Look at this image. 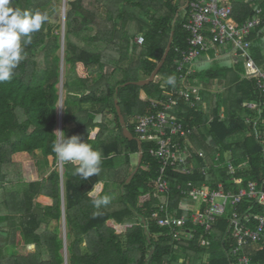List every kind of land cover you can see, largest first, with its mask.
Wrapping results in <instances>:
<instances>
[{
    "label": "trees",
    "instance_id": "obj_1",
    "mask_svg": "<svg viewBox=\"0 0 264 264\" xmlns=\"http://www.w3.org/2000/svg\"><path fill=\"white\" fill-rule=\"evenodd\" d=\"M188 1L183 6L178 0L68 2L63 35L66 74L62 84V122H74L75 127H63V137L77 135L86 140L93 127L98 126L95 138L88 142L102 154L104 177L93 175L85 180L75 174L77 165L63 162L64 211L61 176L55 169L57 157L52 150L53 144L58 143L53 129L60 100L57 85L61 76V25L56 17V21L48 20L39 32L32 34V43L25 47L12 79L0 83V206L4 208V213H0V264H63V240L55 228L62 217L68 239V264L233 263L228 216L219 218L209 234L196 227L192 237L181 234L178 239L166 227L148 220L150 211L166 201L172 215L189 212L192 205L182 204L177 189L189 180L198 185L206 181L211 186L222 180L230 188L228 164L246 162L249 167L243 166L239 174L245 179L259 180L264 172L262 145L255 136V127L247 124L243 114L255 118L257 111L242 107V102L249 101L260 108L261 98L255 81L243 76L240 60L234 59L230 67H209L210 70L198 71L189 78V85L196 77L207 82L218 79L222 85L214 94L199 85L200 99H193V105L173 95L171 87L153 81L155 75L163 79L175 75L179 51L186 47L187 34L182 22ZM50 2L12 0V6L44 12ZM232 6L233 17L239 24L254 14L255 7L264 11V1L255 4L251 0H232ZM261 29L252 31L248 38L251 56L264 70ZM139 35L144 37L142 44L135 41ZM228 74L231 76L223 77ZM140 91H144L146 99L140 98ZM169 95L176 103L177 120L192 131L189 139L206 154L211 169L209 175L198 171L187 175L178 167H167L164 177L169 182V192L165 194L154 188L160 168L149 153L154 143L140 142L133 126L136 117L155 111L152 100H164ZM105 111L113 115L112 120L106 119ZM263 118L264 112L260 118L258 115L256 129H264ZM180 144L187 142L181 140ZM34 151L39 152L42 160L32 164L12 161L17 152ZM131 153L139 154L133 168ZM42 167L47 171L41 175ZM101 181L103 189L96 198L106 195L109 203L97 209L90 193ZM146 192L150 194L149 200L138 205L139 196ZM40 195L51 198L52 204L37 201ZM109 220L131 226L116 233L107 224ZM190 226L187 220L183 230ZM204 238L209 245L201 244ZM21 246L26 251L22 252ZM17 248L20 250L13 253ZM252 258L258 259L260 255L254 254Z\"/></svg>",
    "mask_w": 264,
    "mask_h": 264
},
{
    "label": "built area",
    "instance_id": "obj_2",
    "mask_svg": "<svg viewBox=\"0 0 264 264\" xmlns=\"http://www.w3.org/2000/svg\"><path fill=\"white\" fill-rule=\"evenodd\" d=\"M243 1L247 3L249 0ZM263 13V9L257 6L254 8V14L239 24L233 17L232 0H189L182 22V28L187 34L186 47L179 51L175 75L172 77L173 83H168L166 78L163 84L165 87H171L173 95L180 96L189 105H193V99H200L199 87L195 84L189 85V78H193L196 72L192 68L196 60L210 62L222 54H229L232 58L240 60L243 65V76L255 81L261 98L260 108L255 102L249 101L242 102V107L257 111L255 118L250 119L248 114L244 117L247 124L252 123L255 127V136L262 145L264 164V129H256L258 115L260 118L264 112V70L253 60L250 53L251 41L248 38L251 32L259 27H262L264 35ZM135 41L142 44L144 37L139 35ZM158 76L155 75L154 78H161ZM154 78V82H158ZM185 84L187 86H184ZM175 105L171 95L164 100H152L151 106L155 111L136 117L133 126L136 138L140 142L154 143L149 148V153L160 165L154 188L165 194L169 192V182L164 177L167 167H178L187 175L195 171L209 175L211 169L206 154L191 145L189 137L192 131L185 129L177 120L174 114ZM221 116L223 117V114ZM261 122L264 124V118ZM95 133L94 130L90 131V136L94 138ZM181 140L188 143L182 146ZM218 155L217 153L216 156ZM199 160L202 164H198ZM243 166L249 167L246 162L228 164L226 173L230 188H226L222 180H216L214 186L206 181L198 185L191 180L178 185L182 204L192 205L189 212L178 216L172 215L166 201L150 211L148 220L155 221L160 227H166L169 233L178 239L181 234L192 237L196 227L209 234L219 218L228 216L227 233H230L233 243L230 249L234 257L232 264H264V172L259 180L245 179L239 175ZM56 167L61 172L63 162L60 161L59 164L56 162ZM141 197L144 199L140 206L149 200L150 194L146 192ZM243 203L247 205L243 207ZM187 220L191 226L186 231L183 230V226ZM129 226L131 224H125V228ZM201 244L209 245V241L204 238ZM254 254H259L260 258L253 259Z\"/></svg>",
    "mask_w": 264,
    "mask_h": 264
},
{
    "label": "clouds",
    "instance_id": "obj_3",
    "mask_svg": "<svg viewBox=\"0 0 264 264\" xmlns=\"http://www.w3.org/2000/svg\"><path fill=\"white\" fill-rule=\"evenodd\" d=\"M48 19L46 12L13 7L12 0H0V83L12 79L14 70L23 59L25 47L32 43V34L39 32ZM173 79L169 77L167 82L171 84ZM91 139L89 134L86 140L77 135H65L52 146L57 159L77 165L75 174L85 180L100 175L102 171V154L88 142ZM108 203L106 195L93 197V206L97 209Z\"/></svg>",
    "mask_w": 264,
    "mask_h": 264
},
{
    "label": "rangeland",
    "instance_id": "obj_4",
    "mask_svg": "<svg viewBox=\"0 0 264 264\" xmlns=\"http://www.w3.org/2000/svg\"><path fill=\"white\" fill-rule=\"evenodd\" d=\"M70 1H74V0H59V3L57 1H55V0H51L50 4L48 6H46L44 8V10H43L44 12L47 13V15L49 17L48 20H49L50 23H53L54 19L57 17V21L61 25V28L58 30V32L60 33V43H61V46H62L61 50H58V54L60 55L61 58H63V55H64L63 50L65 49V46H64L65 45V40L63 38V35H64V32H65V17H66V11H67V8H68L67 5H68V2H70ZM178 3H179L180 6H183L186 3V0H178ZM62 10L64 11V14L62 13ZM102 12L103 11L101 10V13ZM180 14H181V16L184 14V7H181ZM55 21H56V19H55ZM135 27L136 26H134L133 30L137 31L138 28H135ZM234 59H236V58H232V56H230L229 54H222L219 58H217L216 60H214L212 62H206L203 59H198L192 64V68L195 71L198 72V71H201V70L209 69V67L210 68L214 67L215 65H218L220 68L230 67L232 65V61ZM60 67H61L60 68L61 79H60V83L57 85L58 94H59L60 100L57 103V107H56V120L57 121H56V125H55V127L53 129V131L55 133H58V142L60 141V131L62 129V117H63V110H64L63 102L65 100V90L63 89L62 84L64 82V76L66 74V66H65V64H64L62 59L60 61ZM230 76H231V74H228V75H225L223 77L227 78V77H230ZM158 77H161V76L159 75ZM154 79L156 81L160 82L163 86H165L163 84L165 80L162 77L161 78H154ZM193 80L191 81V83H193V84H195L197 86L203 84L205 86V88L208 89V93L209 94H214V92H217L218 90H220L222 88V85L220 84L218 79H216V80L214 79L212 81L207 82V81H203V79H200L199 77L197 79V77H196ZM224 83H226L225 79H224ZM142 98L146 99L147 96L143 95ZM105 114H106V119L107 120H112L113 119V115L110 114L108 111H105ZM243 114L246 115L248 113L244 112ZM249 117H250V119H252L251 116H249ZM186 142L188 143V141H186ZM192 144L193 143H191V145ZM14 155H12V160L17 161L19 163H21V162L23 163L24 162V164L25 163L26 164H30V163L32 164L33 161L42 160V157H41V155L39 154L38 151H34V153H27V154H23V155L22 154H19V155L14 154ZM129 159H130V165L133 168V167H135L138 164L139 154L138 153H131V154H129ZM57 163L59 164L60 160H57ZM55 169L59 172V174L61 176V178H60V187H61V191H62V188H64V186H63L64 179L62 177L63 170L60 172L57 167ZM41 170H40V173L42 175V174H44V169L41 168ZM102 174H103V177H104L103 171H101L100 175H102ZM27 176L29 177L31 175H27ZM97 187H98L97 185L94 187V190H93L94 193H91L92 197L96 193L95 191H98L100 189V187L98 189H97ZM63 194H64V192H63ZM140 196L138 198V205H140L142 203L143 199H144V197L140 198ZM36 200L39 201L42 204L45 203V202H43L44 201L43 198H40V199L36 198ZM61 209L63 210L64 207L61 206ZM0 213H4V208H2L1 206H0ZM107 224L112 226V227H114L116 233H121L122 231L125 230V224L116 225V223L113 220H109L107 222ZM55 228L56 229L58 228L59 236L63 240L64 247L60 250L61 254L63 255V258H64V263L63 264H68L69 254H68V252L66 250V246L68 244V239L66 238V226H65L63 217L61 218V221L58 223V225H56ZM20 248H21L22 252L26 251L25 247L21 246ZM19 250L20 249H18V248L17 249H13V253H17V251H19Z\"/></svg>",
    "mask_w": 264,
    "mask_h": 264
},
{
    "label": "crops",
    "instance_id": "obj_5",
    "mask_svg": "<svg viewBox=\"0 0 264 264\" xmlns=\"http://www.w3.org/2000/svg\"><path fill=\"white\" fill-rule=\"evenodd\" d=\"M261 1H264V0H251V2L253 3H255V4H257V3H259V2H261ZM197 72V71H196ZM196 72H195V74H196ZM143 95H145L146 96V94L144 93V91H140V98L141 99H143L142 98V96ZM99 119H100V115L99 116H97L96 117V119H95V121L98 123L99 122ZM63 127H65V129H71V128H73V127H75V123L74 122H69V123H67V124H63V122H62V128ZM92 130H94V132H96L95 133V136H96V134L98 133V131H99V127L97 126V127H93V129ZM57 134V140H58V133H56ZM95 136H94V138H95ZM63 138V131H62V129H61V131H60V140ZM94 138H92V139H94ZM15 154H17V155H19V154H27L26 152H17V153H15ZM14 155V154H13ZM15 156V155H14ZM13 162H17V161H14V160H12ZM19 163V162H18ZM24 163V162H23ZM20 164H22V162L20 163ZM43 169H44V173H46V168H44V167H42ZM42 171V170H41ZM63 180V179H62ZM63 186H64V183H63ZM97 189L100 187V189H102L103 188V181H101V182H99L98 184H97ZM63 192H64V188H62V191H61V200L63 201V198H64V194H63ZM96 193L95 194H99L100 192L99 191H95ZM94 193V192H93ZM94 194V195H95ZM96 195V196H97ZM63 196V197H62ZM40 198H43L44 199V201L43 202H45L44 204L45 205H51L52 204V199L51 198H49V197H47V196H44V195H40V196H38L37 197V199H40ZM62 206L64 207V204H62ZM64 223H65V221H64Z\"/></svg>",
    "mask_w": 264,
    "mask_h": 264
},
{
    "label": "water",
    "instance_id": "obj_6",
    "mask_svg": "<svg viewBox=\"0 0 264 264\" xmlns=\"http://www.w3.org/2000/svg\"><path fill=\"white\" fill-rule=\"evenodd\" d=\"M62 13L64 14V11L62 10ZM125 134L126 136L131 139L132 138V135L129 133V131L127 129H125ZM131 179V175L127 178L126 182H129ZM64 210V209H63Z\"/></svg>",
    "mask_w": 264,
    "mask_h": 264
}]
</instances>
